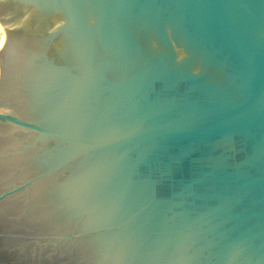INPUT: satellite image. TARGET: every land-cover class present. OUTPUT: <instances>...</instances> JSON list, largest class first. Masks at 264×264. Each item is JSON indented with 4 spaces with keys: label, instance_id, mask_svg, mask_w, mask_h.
Here are the masks:
<instances>
[{
    "label": "water",
    "instance_id": "95a60500",
    "mask_svg": "<svg viewBox=\"0 0 264 264\" xmlns=\"http://www.w3.org/2000/svg\"><path fill=\"white\" fill-rule=\"evenodd\" d=\"M0 264H264V0H0Z\"/></svg>",
    "mask_w": 264,
    "mask_h": 264
}]
</instances>
